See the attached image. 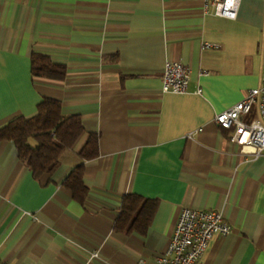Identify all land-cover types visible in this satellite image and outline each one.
<instances>
[{"label":"crops","instance_id":"0c3cea01","mask_svg":"<svg viewBox=\"0 0 264 264\" xmlns=\"http://www.w3.org/2000/svg\"><path fill=\"white\" fill-rule=\"evenodd\" d=\"M34 52L65 63L66 77L34 76ZM168 60L190 68L187 92L163 90ZM263 81L264 0H240L235 17L205 0H0V128L45 97L85 126L39 178L0 140L2 263L154 264L193 207L232 226L201 264H264V151L246 155L215 120ZM247 115L260 116L258 102ZM92 133L99 154L84 160ZM81 162L83 202L64 183ZM127 193L158 200L146 234L115 229Z\"/></svg>","mask_w":264,"mask_h":264},{"label":"trees","instance_id":"16d2710c","mask_svg":"<svg viewBox=\"0 0 264 264\" xmlns=\"http://www.w3.org/2000/svg\"><path fill=\"white\" fill-rule=\"evenodd\" d=\"M31 70L34 76L64 79L67 65L54 61L50 56L34 52L31 56ZM85 132L81 115H66L62 112V102L53 97H45L38 104L33 116H19L0 128V140L11 139L24 161L39 178L44 173H54L61 164L62 153L72 148ZM82 159H91L99 154V135L92 133L79 152ZM86 164H78L66 178L65 185L74 197L84 201L89 193L85 180ZM158 208V200L136 193H127L122 198L115 229L125 232L146 234Z\"/></svg>","mask_w":264,"mask_h":264},{"label":"built area","instance_id":"2783aa9c","mask_svg":"<svg viewBox=\"0 0 264 264\" xmlns=\"http://www.w3.org/2000/svg\"><path fill=\"white\" fill-rule=\"evenodd\" d=\"M240 0H205L206 11L235 17ZM191 70L179 60H168L162 80L166 92L185 93L189 90ZM202 88L197 86L196 92ZM258 102L260 116L249 114ZM215 120L223 127L233 128L230 139L240 144L246 155L257 156L264 151V81L232 107L216 114ZM232 229L225 214L217 209H182L174 228L168 250L157 256L154 264H201L209 241L216 234H228ZM0 264L2 260L0 258Z\"/></svg>","mask_w":264,"mask_h":264},{"label":"clouds","instance_id":"9594fccd","mask_svg":"<svg viewBox=\"0 0 264 264\" xmlns=\"http://www.w3.org/2000/svg\"><path fill=\"white\" fill-rule=\"evenodd\" d=\"M230 2H231V0H230Z\"/></svg>","mask_w":264,"mask_h":264}]
</instances>
